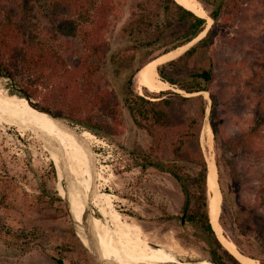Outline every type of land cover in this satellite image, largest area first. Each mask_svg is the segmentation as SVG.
Masks as SVG:
<instances>
[{"label":"rangeland","instance_id":"1","mask_svg":"<svg viewBox=\"0 0 264 264\" xmlns=\"http://www.w3.org/2000/svg\"><path fill=\"white\" fill-rule=\"evenodd\" d=\"M138 1L113 0V12L108 17L109 28L104 34L112 46L118 45L121 48L125 45L123 39H120L121 31L136 10L135 5ZM235 1L239 4V12L233 26L218 31L214 39L213 53L209 54L207 59L205 58L206 63L201 64L202 67L210 65L216 75L211 92L217 98V144L220 146L248 130L254 116V98L264 92V67L260 66L264 63V49L260 53V47H258L264 33V0ZM34 12L30 21L26 22L34 26L32 29L36 31H29L26 36L20 38V41L26 40V45L29 46H33L37 40L47 41L48 44H52L53 48H58L69 40L70 49L63 47L59 51L54 49L52 52H54V57H60L64 65L72 67L73 60H76L81 50L79 40L82 38V33L76 32V35L72 36L58 34L56 30L58 37L54 41L52 32L49 36L44 34L46 28L48 32L54 28L51 22L43 18L37 8ZM206 14L209 17L207 11ZM209 18L206 19V26L203 30L205 35L213 26V21ZM91 26V24H84L83 30L89 31ZM202 36L201 34L200 38ZM170 44L171 42L162 43L161 41L157 46L152 47L151 49L156 50L153 56L156 58L168 49ZM71 52L73 56L68 61L67 58ZM256 61L260 64L259 66L255 65ZM113 67L109 76H103L102 85L106 91L116 92L121 100L122 88L130 77L132 69L119 68L117 65ZM250 70L253 72L251 73ZM11 72H13L12 78L0 76V96L22 98L26 95L30 97L24 91L25 87L32 89L37 87L36 96H49L52 93L51 83L45 77L47 73H41L43 75L41 76L39 73L28 71L27 68L22 69L18 61ZM135 76L133 77L134 91L139 96L153 100L152 98L158 94H150L146 90H135L137 89ZM182 79L188 80L186 75H182ZM72 84L74 85L71 82L70 88L73 87ZM53 91L55 95L59 94L61 89L56 88ZM167 91L185 98L190 97L174 86H169ZM202 95L207 103L203 128L206 125L210 128L208 120L210 99L207 93ZM30 99L37 107L44 109L38 104L40 97H30ZM179 108L184 115L187 114L184 118L195 115L193 106L186 102L179 104ZM26 113V111L17 110L11 115L0 117V119L12 117L6 122L15 125L14 127L11 124L6 125L0 122V199L4 198L3 205H0V264H58L59 260L61 264H103L90 254L85 237L76 236L71 215L65 203L70 177L76 207L83 211L82 203L85 199L82 191L88 194L93 189L94 195L89 207V216L104 222L120 236L127 239L132 238L130 234L120 232L119 229L133 228L138 230L134 233L136 240L149 244L156 253L171 255L185 264L209 262L205 239L194 228L185 224L183 198L175 181L168 175L153 170L142 172L134 165L129 153L138 148H147L150 139L143 133L134 131L125 116L124 109H121V124L117 128L114 127L115 124L111 118L102 116L97 110H91L89 114H85V117L91 121L90 124L96 125L98 136L89 133L81 126L63 120L74 126L82 138L79 142L66 129L70 135L68 142L61 130L64 139L63 153L68 163L65 165L66 177L65 172H62L60 168L55 169L51 160L50 146L41 139L40 132L35 130L31 118L16 119L20 115L26 116ZM37 116L40 117L38 114ZM113 129L117 130V134L111 131ZM42 130L46 132L44 122ZM30 131L39 134V137ZM49 134L53 138L57 136L51 124ZM49 134L47 130V137ZM201 136L200 144L203 154L205 158L208 156L212 158L216 171H218L215 163L214 135L212 133L210 151L207 147V150L203 148ZM67 142L69 147H67ZM256 142L255 149H261L258 155L252 154V151L246 156L240 149L233 153L225 149L219 150L220 183L228 199L225 205L227 210L223 216L226 226H221L220 222L219 226L225 238L227 237L233 244V239L242 242L241 247L246 251H248L247 246L254 243L253 238L259 236L260 228L256 229L253 225L252 239L247 242L245 237L236 234L237 230L231 223V210L239 214L240 221L245 219L244 210L255 203L260 190L264 191V130L261 132V138ZM55 143L60 149L58 140H55ZM85 145L89 148L90 159H88ZM166 149L161 153L165 160L170 156L168 148ZM59 163L61 165V162ZM79 172L84 175V180ZM77 176L82 180L83 189L78 185ZM85 179L87 184H85ZM39 195H46L44 198L46 202L51 197H59L62 203L53 200L50 206L42 204L35 199ZM221 213H219L220 216ZM166 215L172 216V219H167ZM78 217L81 219L79 215ZM183 217L184 222L182 223ZM89 228L95 234L105 238L90 223ZM95 240L103 260L126 264L127 260L120 254L122 252L120 247L118 250L115 249L114 244H108L96 238ZM175 243L186 252V255L182 256L176 251L167 250ZM153 248L151 249L154 250ZM257 258H261V255L258 254Z\"/></svg>","mask_w":264,"mask_h":264},{"label":"trees","instance_id":"2","mask_svg":"<svg viewBox=\"0 0 264 264\" xmlns=\"http://www.w3.org/2000/svg\"><path fill=\"white\" fill-rule=\"evenodd\" d=\"M197 1L208 12L213 26L184 54L157 68V74L163 82L177 87L190 97L185 98L177 93L164 91L151 100L139 96L133 88V77L144 64L178 47L186 46L201 34L206 26L205 19L195 16L175 0H139L135 5L136 10L121 31L120 39L125 43L121 48L118 45L112 46L104 37L109 28L108 17L113 12V0H0V76L12 78L11 71L16 67V61L21 63L22 69L27 68L32 73H39L41 76V73H47L45 77L49 79L52 89L49 96H36L37 87H25L24 91L31 98L40 97L38 104L55 117L81 126L96 136V125H91L85 114L97 110L102 116L111 118L117 128L121 124V109H124L134 131L143 133L150 139L147 148H138L129 153L134 165L142 172L153 170L168 175L175 181L183 198L185 224L194 228L205 239L209 261L215 264H239L218 242L209 221L207 164L200 144L207 105L202 94L207 93L210 99L208 120L214 135L215 163L222 196L219 222L225 227L223 216L227 210L225 205L228 199L220 183L219 150L225 149L233 153L240 149L246 156L252 151L255 155L260 153L261 149H255V146L264 130V92L254 98V116L248 130L228 140L223 145L224 148L217 144V98L211 92L216 75L210 65L202 67L201 64L213 53L214 39L218 31L233 26L239 12V4L235 0ZM33 8H37L43 18L53 25L51 31L48 32L46 28L44 33L49 36L52 32V40L57 39V33L72 36H75L76 32L82 33L79 40L81 50L76 60H73L72 67L64 65L60 57H54L52 52L63 47L70 49L69 40L58 48H53L47 41L37 40L33 46L26 45V40L20 41L29 31H36L32 29L34 26L26 22L30 21L35 13ZM84 24L92 25L89 31L83 30ZM161 41L171 44L155 58L153 55L156 50L151 48ZM232 41L234 43V40ZM258 47L262 53L264 33ZM72 56L71 52L67 60L70 61ZM116 65L119 68L132 69L122 88L121 100L116 92H108L102 85L103 76H109L110 70ZM255 65L260 64L256 61ZM260 66L264 67V63ZM182 75H186L188 80L182 79ZM71 82L74 83L72 88L69 87ZM56 88L61 91L54 95L53 89ZM182 102L193 106L194 116L184 118L187 114L184 115L179 108ZM111 131L117 134L116 129ZM54 138L58 140L57 136ZM166 148L170 156L165 160L161 153L167 150ZM45 197L46 195H39L35 199L48 206L53 200L62 203L59 197H51L48 202ZM3 200L4 198L0 199V205H3ZM231 211V223L237 230L236 234L245 237L247 242L252 239L253 225L256 229L260 228L259 236L253 238L254 243L247 246L248 251L241 247L242 242L235 239L233 242L241 253L264 264L263 189L260 190L255 203L244 210L245 219L240 221L239 214L235 210ZM165 217L172 219L169 215ZM258 254L261 258H257ZM58 264H61L60 260Z\"/></svg>","mask_w":264,"mask_h":264},{"label":"bare ground","instance_id":"3","mask_svg":"<svg viewBox=\"0 0 264 264\" xmlns=\"http://www.w3.org/2000/svg\"><path fill=\"white\" fill-rule=\"evenodd\" d=\"M175 2L185 8L186 10L193 13L195 16H198L200 18L208 19L206 11L204 10L203 6L197 1V0H175ZM200 38V36H199ZM194 42V41H193ZM192 43V42H191ZM191 43L187 44L186 46H183L181 48H177L173 51H170L168 54L161 55L158 58H156L153 62L150 60L149 64H144L145 67H143L139 73L135 76V83L137 86L138 91L146 90L150 94H159L161 92L167 91L169 89V84L163 82L158 74H157V68L165 64L167 62H170L172 60H175L177 57L181 56L183 52L186 50V47L189 46ZM182 51V53H180ZM171 87V86H170ZM179 93V92H178ZM204 94V93H203ZM1 95V94H0ZM17 110H23L26 111V116L20 115L18 118H31V122L33 123L35 130L41 135V138H43L46 145L50 146V152H51V160L55 166V169H61L62 172H65V177L67 176V172L65 169V165L67 163V159L64 156V139L62 138L61 130L66 135V138L68 139V142L70 141V135L67 133L66 128L62 127L58 123L54 122L49 116H47L44 113L38 112L35 109H33L25 99L20 97H14L9 98L8 96H0V117L11 115ZM37 114L40 116L38 117ZM11 118H2L0 119V122L6 121ZM46 125V132L48 130L49 134V128L50 124L53 126V128L56 131V134L58 136V142L60 145V149L57 148L55 143V138L52 137L51 134H49V137H47L46 132H42L43 128V122ZM201 137L203 140H201L202 146L204 149L206 147L208 148V151L211 149V137H212V131L209 128L208 125H206L201 132ZM67 142V147H69ZM55 143V144H54ZM207 150V149H206ZM205 150V151H206ZM60 158V161H59ZM206 164H207V189H208V209H209V221L211 223V227L214 231L215 236L217 237L218 241L220 242L221 246L239 263V264H260L258 261L251 259L247 257L246 255L242 254L236 246L225 238L220 226L218 224L219 219V213L221 208V196H220V190L217 185V174H216V167L215 164L212 162V158L209 156L205 158ZM70 161V159H69ZM61 162V165L60 163ZM68 164V163H67ZM68 170V169H67ZM80 173V172H79ZM81 178L84 180V175L80 173ZM79 180V186L81 189H83L82 180L79 176H77ZM85 184H87V181L85 179ZM71 177L69 178V186L66 191V196L68 199V203L70 206V211L73 214L74 218L77 222H79L81 219L78 217V215L81 217L83 211L78 209L76 207V203L74 201V195L72 194L71 189ZM83 198L85 199L87 197V194L85 191H82ZM78 214H76V213ZM103 221V220H101ZM88 222L105 238L100 237L99 235L95 234L91 229V234L94 238L101 240L108 244H114L115 249L121 248L122 256L125 257L127 260L126 264H180L179 261L171 256V255H164L161 252L155 251V249L150 246L149 244H146L144 242L137 241L134 237V233L138 230H135L133 228H127L126 230L119 229L120 232L130 234L132 238L127 239L123 236H120L115 230L108 227L104 224V222H100L98 220L93 219L92 217L88 216ZM110 240H108V239ZM125 240V241H124ZM144 243V244H143ZM148 245V246H147ZM153 248L154 250H152ZM130 249L132 251H130ZM119 250V249H118ZM168 251L173 250L178 252V254L186 255V252L177 244H172V247L167 248ZM164 252V251H163ZM166 252V251H165ZM170 253V252H167ZM200 262V261H199ZM185 264V262H183ZM189 264H212L211 262H200V263H194L190 262Z\"/></svg>","mask_w":264,"mask_h":264},{"label":"water","instance_id":"4","mask_svg":"<svg viewBox=\"0 0 264 264\" xmlns=\"http://www.w3.org/2000/svg\"><path fill=\"white\" fill-rule=\"evenodd\" d=\"M198 17V16H197ZM200 18V17H199ZM209 18V17H208ZM202 19H204V18H202ZM210 19V18H209ZM206 20V19H205ZM211 20V19H210ZM203 36H202V38L204 37V35H205V32H202L201 33ZM201 34H199L195 39H193L191 42H189V43H191L189 46H187L186 47V50L183 52V54L188 50V49H190L192 46H194L198 41H200L202 38H200L199 39V36L201 35ZM194 41V42H193ZM189 43H187V44H189ZM186 44V45H187ZM185 46V45H184ZM179 48V47H178ZM165 54H168V53H165ZM165 54H163V55H165ZM178 58V57H177ZM154 60H152L151 62H153ZM151 62H149V63H151ZM149 63H147V64H149ZM146 64V65H147ZM143 67H145V65L143 66ZM142 67V68H143ZM141 68V69H142ZM140 69V70H141ZM139 70V71H140ZM139 71H138V73H139ZM166 83V82H165ZM168 84V83H167ZM170 86V85H169ZM22 98H24L26 101H27V103L33 108V109H35L36 111H38V112H41V113H44V114H46L47 116H49L54 122H56V123H58L59 125H61L62 127H64V128H66L68 131H70L73 135H74V137L79 141V142H81V139L82 138H80V134L75 130V127L74 126H72V125H69V124H67L66 122H64L63 120H61V119H59V118H57V117H55L54 115H52L50 112H48V111H46V110H44V109H41V108H39V107H37L36 105H35V103H33L32 101H31V99H30V97H28V96H26V95H23L22 96ZM2 123H4V124H6V125H10L11 123H8V122H6V121H2ZM11 126H14L15 127V125L14 124H11ZM30 132H32V131H30ZM32 133H34V134H37V133H35V132H32ZM37 136L39 137V134H37ZM41 139H43V138H41ZM49 146V145H48ZM85 149L88 151V159H90V151H89V148H88V146H86L85 145ZM92 174L94 175V172H92ZM216 174H217V171H216ZM218 179V178H217ZM217 185H218V183H217ZM219 187V186H218ZM91 188H93V187H91ZM93 195H94V190L92 189L91 191H89L88 192V194H87V197L85 198V200H83V206H84V209H83V213H82V215H81V220L79 221V222H77L73 217V214L71 213V211H70V206H69V203H68V199H67V197H65V203H66V205H67V208H68V212L70 213V215H71V219H72V222H73V225H74V229H75V232H76V236L79 238V236L80 235H82V236H84L85 237V239L87 240V242H88V251L90 252V254L96 259V260H98L99 262H101V263H103V264H116V263H114V262H112V261H105V260H103L102 259V257H101V255L99 254V252H98V248H97V243H96V240H95V238L93 237V235L91 234V231H90V228H89V223H88V216L90 215L89 214V207H90V205H91V203H92V198H93ZM220 196H221V193H220ZM220 213H221V208H220ZM220 215V214H219ZM220 217V216H219ZM184 222V217L182 218V223ZM211 224V223H210ZM218 224H219V219H218ZM220 225V224H219ZM213 230V229H212ZM214 232V231H213ZM217 238V237H216ZM218 240V239H217ZM219 242V241H218ZM220 243V242H219ZM224 249V248H223ZM229 254V253H228ZM230 255V254H229ZM209 262H211V261H209ZM179 263L180 264H183V262H181V261H179ZM212 264H215V263H213V262H211Z\"/></svg>","mask_w":264,"mask_h":264}]
</instances>
